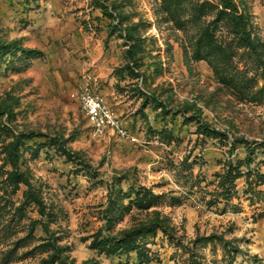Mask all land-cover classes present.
<instances>
[{"label":"rangeland","instance_id":"obj_1","mask_svg":"<svg viewBox=\"0 0 264 264\" xmlns=\"http://www.w3.org/2000/svg\"><path fill=\"white\" fill-rule=\"evenodd\" d=\"M234 34L264 52V0H0V264H264ZM88 75L127 137L93 135Z\"/></svg>","mask_w":264,"mask_h":264},{"label":"built area","instance_id":"obj_2","mask_svg":"<svg viewBox=\"0 0 264 264\" xmlns=\"http://www.w3.org/2000/svg\"><path fill=\"white\" fill-rule=\"evenodd\" d=\"M93 79L88 75L76 93V100L85 115L92 133L96 137L125 138L128 136L127 126L120 115L104 100L103 96L92 89L90 83Z\"/></svg>","mask_w":264,"mask_h":264},{"label":"trees","instance_id":"obj_3","mask_svg":"<svg viewBox=\"0 0 264 264\" xmlns=\"http://www.w3.org/2000/svg\"><path fill=\"white\" fill-rule=\"evenodd\" d=\"M238 34L237 32H234ZM234 34L233 38L225 44V49L232 53V55L238 54L250 58L249 66L245 62H242L243 68H238L237 64L231 63V68L236 70L239 77L245 84L250 85L256 91V94L264 100V56L260 53V46L255 44L249 36ZM264 46L261 44V47ZM240 52V53H239ZM243 60V57H242ZM261 81V85L258 83ZM52 257L46 259L44 264H53ZM84 264V263H83Z\"/></svg>","mask_w":264,"mask_h":264}]
</instances>
